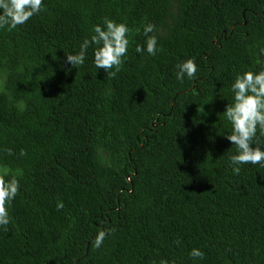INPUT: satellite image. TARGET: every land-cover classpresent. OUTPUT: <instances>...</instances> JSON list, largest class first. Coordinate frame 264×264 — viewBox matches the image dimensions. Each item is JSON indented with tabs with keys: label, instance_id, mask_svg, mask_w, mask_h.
Here are the masks:
<instances>
[{
	"label": "trees",
	"instance_id": "trees-1",
	"mask_svg": "<svg viewBox=\"0 0 264 264\" xmlns=\"http://www.w3.org/2000/svg\"><path fill=\"white\" fill-rule=\"evenodd\" d=\"M106 17L131 29L121 70H96L92 47L70 68ZM145 23L155 56L135 51ZM261 48L264 0H44L0 29V171L21 186L0 264H264V168L232 171L219 119ZM189 58L197 76L178 81Z\"/></svg>",
	"mask_w": 264,
	"mask_h": 264
},
{
	"label": "clouds",
	"instance_id": "clouds-1",
	"mask_svg": "<svg viewBox=\"0 0 264 264\" xmlns=\"http://www.w3.org/2000/svg\"><path fill=\"white\" fill-rule=\"evenodd\" d=\"M44 0H0V29L9 31L24 25L30 18L43 10ZM153 23L143 25L144 45L137 44L135 51L155 56L158 51V38ZM131 29L125 22L104 18L102 23L95 24L92 34L85 38L79 46V51L66 53L70 68H79L85 64L87 52L93 48V59L96 70L103 68L110 77H115L121 70L130 45ZM151 34V35H150ZM264 54V48H261ZM175 76L178 81L185 77L189 80L197 76L198 65L192 58L178 63ZM69 68V70H70ZM231 101L225 106L219 119L226 120L231 125V132L224 134L228 141L235 146V152L230 155L232 171L241 172L242 165H258L264 168V69L260 71L245 70L237 73L231 83ZM210 101V100H209ZM205 101L197 107L198 113L205 114ZM12 155V149H8ZM20 155H26L21 149ZM20 180L10 170L0 171V228L6 230L11 222L9 207L20 192ZM57 209L64 204L58 201ZM106 232L100 231L95 236V247L100 248L105 240ZM189 255L193 260H203L205 253L199 248H192ZM167 264V262H165Z\"/></svg>",
	"mask_w": 264,
	"mask_h": 264
}]
</instances>
